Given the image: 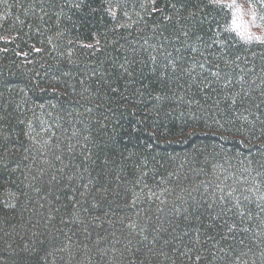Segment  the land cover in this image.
<instances>
[{"label":"trees","instance_id":"16d2710c","mask_svg":"<svg viewBox=\"0 0 264 264\" xmlns=\"http://www.w3.org/2000/svg\"><path fill=\"white\" fill-rule=\"evenodd\" d=\"M0 264H264V0H0Z\"/></svg>","mask_w":264,"mask_h":264}]
</instances>
